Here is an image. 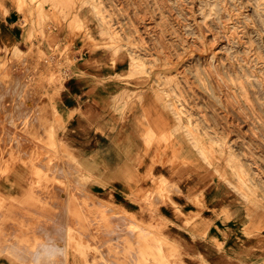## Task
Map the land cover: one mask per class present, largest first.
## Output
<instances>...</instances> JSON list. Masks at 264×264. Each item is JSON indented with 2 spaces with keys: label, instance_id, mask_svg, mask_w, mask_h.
Masks as SVG:
<instances>
[{
  "label": "rangeland",
  "instance_id": "1",
  "mask_svg": "<svg viewBox=\"0 0 264 264\" xmlns=\"http://www.w3.org/2000/svg\"><path fill=\"white\" fill-rule=\"evenodd\" d=\"M17 3L26 20L33 10L41 36L46 34L44 26L49 31L53 25L58 32L40 52L36 71L29 78L28 74L19 73L20 92L16 97L21 101L34 96L47 97L45 87L50 83L61 88L63 77L59 68L72 63L69 60L72 41L81 44V52L87 57L82 64L89 62L94 69L100 65L95 52L106 53L111 69L108 79H118L123 85L113 96L122 102L118 111L127 113L135 104L142 103L141 114L148 116L147 141L152 165L149 184L141 187V193L149 209L155 207L157 198L162 202L170 200L175 189L173 181L179 184L192 180L200 193L204 192L200 186L225 183L243 196L250 213H257L260 225H264V0H17ZM47 5L49 8L45 10ZM59 37H68L63 48L59 46ZM117 62L125 64L123 73L113 71ZM2 67L0 83H7L11 69ZM84 69L81 67L76 75L84 74ZM22 83L26 85L22 87ZM3 95L5 89L1 88L0 130L5 127L2 115L14 114L1 105ZM42 126L37 125L36 135L31 133L37 146H32L35 150L31 160L37 162L38 156H44L42 160L48 159L49 167L54 147ZM21 129L18 127V135L10 139L9 147L6 143L2 146L7 139L0 137V175L8 172L10 166L28 161L24 149L30 134ZM22 135L25 138L20 139ZM37 150L43 151V156L39 151L36 155ZM163 158L168 160L164 166L169 172H175L160 180L156 188L157 176L152 166L155 167L156 161L163 162ZM49 170L29 173L35 183L45 182L49 186L46 189H51L50 184L56 181L52 182L50 174L54 171ZM10 202L0 201V216L10 205L7 208L13 209L6 213L22 211L14 212V222L9 219L11 224L16 222V227L27 230L38 224V228L32 227L34 233L39 231L34 235L36 238L31 237L37 243L48 240L40 232L41 227H51L50 241L59 242L61 228H57L62 225L56 213L60 214V202L39 200L27 202L26 206V202L12 201L14 207ZM82 204L88 209V202ZM103 204L99 205V216L94 221L91 217V223L90 217H85L84 223L87 226L98 222L100 241L107 243L112 240L106 232L110 225L109 206ZM37 212L41 213L38 218L47 223L43 220L44 224H39L36 216L35 221L30 218ZM20 213L24 217L27 213L26 217ZM28 216L32 222L27 221ZM148 227V242L161 240L151 229L150 219Z\"/></svg>",
  "mask_w": 264,
  "mask_h": 264
},
{
  "label": "crops",
  "instance_id": "2",
  "mask_svg": "<svg viewBox=\"0 0 264 264\" xmlns=\"http://www.w3.org/2000/svg\"><path fill=\"white\" fill-rule=\"evenodd\" d=\"M48 8V5L44 7L45 10ZM52 27L54 28L53 25ZM53 28L48 31L44 26L46 34L41 36L36 28L33 10L26 20L17 0H0V66L11 69L10 80L7 83H0V89H5L1 105L6 107L4 110L14 113L7 112L2 115L5 127L0 130V137L8 138L6 143L9 147L10 139L16 134L11 126L18 121L21 131L30 134L27 135L29 143L25 149L28 150V161L10 166L9 171L0 176V201L8 199L36 202L44 200L45 196L46 200L48 198L52 203V201L59 202L58 199L64 198L65 194L69 193L65 196L66 201L64 199L63 204L60 201L62 209L59 212L64 213L63 216L62 213L59 215L62 225L59 242L50 241L51 227L41 228L40 232H44L48 240L37 243L26 237L28 234L34 237L30 233L31 230L35 234L34 228L29 227V230L26 229L28 233H25V230L23 232L20 230L25 227H18L19 231L16 225H5L10 223L7 221L10 219L8 213L0 216L4 217L0 227V264H30V261L32 264H110V262L111 264H264V225H260L257 213H250L249 208L244 204L243 196L230 189L228 184L213 183L209 186H200L204 187V192L200 193V189H197L192 180H185L179 184L173 181L175 189L170 193V200L162 202L157 198L152 209H149L147 202L143 201L141 187L149 184L148 173L152 165L147 141L148 116L141 114L142 103L135 104L127 113L118 111L122 102L113 99V96L122 90L123 85L118 79H108L111 69H109V56L106 53L95 52L94 55H97L100 65L94 69L89 66V62L82 64L81 61L86 60L87 57L81 52V44L72 41L69 48L71 57L69 60L72 63L71 65L64 63L65 65L59 68L63 77L62 87L58 88L50 83L45 87L48 96L43 98L34 96L21 101L18 96L16 97L20 92L19 73H26L29 78L36 71L40 52L46 49L51 36H56L58 32ZM59 38V46L63 48L68 43V37ZM81 67L85 68V73L76 75ZM124 68V63L117 62L113 71L123 73ZM66 70L71 72L69 76ZM24 85L26 84L22 83V87ZM39 88L43 89L42 86ZM24 120L27 124L22 123ZM39 123L47 131V136L51 137L54 147L52 156L56 155V158L53 157L51 168L48 167V163L42 161L37 163L42 162L45 165L40 166L44 167H40L36 162L31 164V149L35 146L33 139ZM26 126L27 128H24ZM21 137L25 138V135ZM2 146L5 147L4 142ZM167 162L168 160L163 158V162L156 161L155 167L152 166V172L157 176L156 188L159 187L160 180L175 172H169L164 166ZM31 166L33 170L46 167L54 171L55 175L51 173L50 178L58 182L53 183L51 189H56L57 195L51 189H46L50 190L49 192L44 190L45 194L47 193L44 196L39 187L38 189L41 190L33 191V186L39 184L35 183V179L29 173L32 171ZM57 168L60 171L58 173L55 172ZM62 170L66 172L63 174ZM40 184L46 185V183ZM69 187L73 188L71 192ZM31 191L35 192V195ZM77 192L81 193V196L75 195ZM50 196L52 198L56 196L58 201L55 198L52 200ZM84 202L92 206L93 210H89L91 206L88 208L89 214L85 212L87 209L81 207V203ZM94 203L97 204L96 207ZM100 203H107L109 206L108 232L109 235L113 234L112 240L107 243L100 241L97 225L94 227L95 224L93 226L83 224L85 217L99 216ZM9 214L14 218V212ZM67 216L75 218V226L73 222L70 223L73 218L70 217L69 220ZM149 219L151 229H154L156 236L161 239L154 243L148 242ZM3 224L11 227H5ZM132 227L135 229L132 230ZM19 236L22 240L24 238V242ZM12 237H16L14 240H17V244L19 242L22 244L17 245ZM8 238L10 240L12 238L11 242L13 246H17L16 248L8 245L11 244ZM18 246H25L24 250L28 246L30 254L32 251L33 253L31 256L28 255V258L26 252L29 254V251L19 249L21 247ZM44 249L46 253L42 251ZM130 257L132 261H129Z\"/></svg>",
  "mask_w": 264,
  "mask_h": 264
},
{
  "label": "bare ground",
  "instance_id": "3",
  "mask_svg": "<svg viewBox=\"0 0 264 264\" xmlns=\"http://www.w3.org/2000/svg\"><path fill=\"white\" fill-rule=\"evenodd\" d=\"M15 28H16V27H15ZM115 34H116V33H115ZM184 49H185V48H184ZM179 50H180V49H179ZM181 50H183V49L181 48ZM177 51H178V50H177ZM184 51H185V50H184ZM184 51H183V52H184ZM177 55H178V54H177ZM179 56H180V55H179ZM133 59H134V58H133ZM190 70H192V69H190ZM194 70H195V69H194ZM198 70H199V69H198ZM191 72H192V71H191ZM197 74H198V73H197ZM174 107H175V106H174ZM174 109H175V108H174ZM15 121H16V120L14 119V122H15ZM7 122H8V120H7ZM19 122H20V121L17 122L18 124H15V123H14L12 126L9 125V128H10V126L12 127V130H13L14 134L16 133L18 127L20 126V125H19ZM22 123L25 124L26 121L24 120ZM11 124H12V123H11ZM23 124H22V125H23ZM4 125H5V124H4ZM7 128H8V127H7ZM7 128H5V129H7ZM10 129H11V128H10ZM10 129H9V130H10ZM28 129H29V128H28ZM4 132H5V131H4ZM7 133H8V132H7ZM7 133H6V134H7ZM11 133H12V132H11ZM2 134H3V133H2ZM14 134H13V136H14ZM3 135H4V134H3ZM17 135H18V134H17ZM17 135L15 134V136H17ZM9 136H10V135H9ZM16 138H17V137H16ZM21 138H22V137H20V139H21ZM5 139H8V138H4V139L2 138V140H5ZM12 139H13V138H12ZM17 139H18V138H17ZM2 140H1V142H2ZM18 140H19V139H18ZM18 140H17V141H18ZM22 140H23V139H22ZM27 140H28V139H27ZM33 140H34V139H33ZM6 141H7V140H6ZM6 141H4V143H6ZM23 141H24V140H23ZM40 141H41V140H40ZM13 143H14V141H13ZM21 143H22V142H21ZM26 143H27V142H26ZM6 144H7V143H6ZM23 144H24V143H23ZM26 145H27V144H26ZM30 145L32 146L31 143H30ZM23 146H24V145H23ZM23 146L20 147V148H23V149H24ZM1 147H2V146H1ZM15 147H16V146H15ZM27 147H28V145H27ZM33 147H34V146H33ZM35 147H37V146H35ZM157 147H158V146H157ZM0 149H1V148H0ZM17 149H18V148H17ZM25 149H26V146H25ZM25 149H24V150H25ZM28 149H29V148H28ZM37 149H39V147H38ZM40 149H41V148H40ZM40 149H39V150H40ZM24 150H22L23 153H24ZM39 150L36 151L37 153L35 152L36 155L38 154V151H39ZM143 150H144V149H143ZM19 151H20V150H19ZM19 151H18V153H19ZM29 151H30V149H29ZM31 151H32V149H31ZM15 152H16V151H15ZM15 152H13V153H15ZM22 152H21V153H22ZM25 152H26V150H25ZM27 152H28V150H27ZM32 152H33V151H32ZM39 152H40V151H39ZM21 153H20V154H21ZM23 153L21 154V157H22V158H24L23 156H25ZM29 153H30V152H29ZM54 153H55V152H54ZM25 154H27V153H25ZM40 154L42 155V154H43V151H41ZM50 154H51V153H50ZM56 154H57V153H56ZM155 154H156V152H155ZM155 154H154V155H155ZM27 155H28V154H27ZM36 155H35V156H36ZM48 155H49V154H48ZM48 155H47V156H48ZM16 156H18V155L16 154ZM32 156H33V155H32ZM42 156H43V155H42ZM51 156H52V154H51ZM55 156H56V155H54L53 157H55ZM155 156H156V155H155ZM38 157H39V156H38ZM38 157H37V159H38V160L40 159L39 161H43L42 158H43V159L46 158V157H44V156H43V157L40 156L41 158H40V157L38 158ZM33 158H34V157H33ZM55 158H56V157H55ZM34 159H35V158H34ZM26 160H27V159H26ZM32 160H33V159H32ZM32 160H31V161H32ZM38 160H37V161H38ZM47 160H48V159H47ZM53 160H54V159H53ZM151 160H152V159H151ZM29 161H30V160H29ZM33 161H34V160H33ZM35 161H36V160H35ZM35 161H34V162H35ZM39 161H38V162H39ZM44 161H45V160H44ZM44 161H43V162H44ZM155 161H156V160H155ZM25 162H26V161H25ZM45 162L47 163V161H45ZM45 162H44V163H45ZM36 163H37V162H36ZM36 163H35V164H36ZM55 163H56V162H54V164H55ZM31 164H33V162H32ZM37 164H38L39 166H40V165H45V164H43L42 162H41V164H40V163H37ZM38 165H36V167H37ZM51 165H52V164H51ZM59 165L61 166V164H59ZM59 165H58V167H59ZM27 166H28V165H27ZM46 166H47V165H46ZM62 166H63V165H62ZM31 167H32V166H31ZM40 167H44V166H40ZM40 167H39V168H40ZM1 168H3V167H1ZM50 168H51V166H50ZM60 168L62 169V167H60ZM34 169H35V167H34ZM40 169H41V168H40ZM45 169H47V168L45 167ZM52 169H53V167H52ZM65 169H66V168H65ZM68 169H69V170H70V169L73 170L72 168H68ZM30 170H31V169H30ZM32 170H33V167H32ZM46 171H47V170H46ZM49 171H51V170H49ZM52 171H53V170H52ZM56 171L60 172L58 168L56 169ZM67 171H68V170H67ZM29 172H30V171H29ZM64 172H66V171H63V170H62V173H63V174H64ZM145 172H147V171H145ZM31 173H33V172H31ZM42 173H43V172H42ZM44 173H46V172H44ZM62 173H59V174H62ZM21 174H22V177H23V173H22V172H21ZM47 174H48V173H47ZM53 174H54V172H53ZM63 174H62V175H63ZM33 175H34V174H33ZM54 175H55V174H54ZM67 175H68V173H67ZM143 175H144V174H143ZM0 176H1V175H0ZM46 176L48 177L49 175H46ZM19 177H20V174H19ZM54 177H56V176H54ZM143 177H144V176H143ZM31 178H32V177H31ZM44 178H45V177H44ZM56 178H57V177H56ZM40 180H41V179H40ZM42 180H43V178H42ZM49 180H50V179H49ZM44 181H47V180H44ZM39 182H40V181H39ZM52 182H54V181L52 180ZM151 182H152V180H151ZM42 183H43V182H42ZM44 183H45V182H44ZM55 183H56V182H55ZM69 183H70V182H69ZM33 184H35V183H33ZM70 184H71V183H70ZM50 185H52V184H50ZM57 185H58V184H57ZM59 185H60V184H59ZM66 185H68V184H66ZM36 186H37V185H36ZM36 186H33V187H34V188H33L34 190L32 189L33 191H35V190H41V189H42L41 191L44 192V190H46V187L49 188L48 185H47V186L45 185V186H46V187H45V186H43V185L40 184V183H39V186H37V187H36ZM61 186H63V184H62ZM68 186H70V185H68ZM68 186H64V187L67 188ZM71 186H72V185H71ZM38 187L41 188V189H38ZM54 187H56V186H54ZM58 187H59V186H57V189L59 190L60 188H58ZM64 187H63V188H64ZM73 187H74V186H73ZM51 188H52V187H51ZM69 188H70V187H69ZM71 188H72V187H71ZM71 188L69 189V191L71 190ZM28 189H29V188H28ZM72 189H73V188H72ZM51 190H54V189H51ZM62 190H63V189H62ZM79 190H81V189H79ZM27 191H28V190H27ZM27 191H26V193H28ZM33 191H31V192H32V194L34 193V195H35V192H37V191H35V192H33ZM46 191H47V190H46ZM49 191H50V190H49ZM49 191H47V192H49ZM55 191H57V190L55 189V190L52 191V192L55 194ZM59 191H60V190H59ZM64 191H65V193H67L66 190H63V192H64ZM69 191H68V192H69ZM72 191H74V190H72ZM75 191H76V190H75ZM77 191H78V190H77ZM43 192H42V194H43V196H44L45 192H44V193H43ZM52 192H50L51 194H50V193H49V194L52 195ZM70 192H71V191H70ZM81 192H83V191H81ZM136 192H137V191H136ZM73 193H74V192H73ZM77 193H78V192H77ZM77 193H76L75 195H79V194H80V196H81V193H78V194H77ZM30 194H31V193H30ZM30 194H29V195H30ZM42 194H41V195H42ZM46 194H47V193H46ZM46 194H45V195H46ZM57 194H58V192H57ZM57 194H55V195H57ZM62 194H63V193H62ZM68 194H69V193H68ZM68 194H67V195H68ZM86 194H87V193H86ZM86 194H85V195H86ZM34 195H33V196H34ZM38 195H39V194H38ZM41 195H40V196H41ZM67 195L65 194V196H67ZM87 195H88V194H87ZM126 195H127V194H126ZM134 195H136V194H134ZM30 196H31V195H30ZM30 196H29V197H30ZM36 196H37V194H36ZM43 196H42V197H43ZM65 196H64V198L62 197L63 199L60 198V197L58 196V197L61 199V200H60V199H58V200H59V202L61 201L62 204L64 203ZM24 197H25V199H26V194L24 195ZM31 197H32V196H31ZM37 197H38V196H37ZM42 197H41V198H42ZM50 197H51V196H50ZM55 197H56V196H54V198H55ZM84 197H86V196H84ZM122 197H123V196H122ZM143 197H144V196H143ZM4 198H5V197H4ZM22 198H23V197H22ZM34 198H36V197H34ZM38 198H39V197H38ZM41 198H40V199H41ZM44 198H45L44 200H46V197H45V196H44ZM51 198H52V197H51ZM54 198H52V200H53ZM120 198H121V197H120ZM20 199H21V198H20ZM55 199L57 200V198H55ZM73 199H74V198H73ZM78 199H79V196H78ZM121 199H122V198H121ZM130 199H131V198H130ZM7 200H8V199H7ZM7 200H6V201H7ZM44 200L42 199L41 201L43 202ZM58 200H57V201H58ZM62 200H63V201H62ZM79 200H80V199H79ZM79 200H78V201H79ZM87 200H89V199H87ZM1 201H3V200H1ZM8 201H9V200H8ZM18 201H20V200H18ZM23 201H24V200H23ZM46 201L49 202V199L47 198ZM65 201H66V199H65ZM94 201L96 202V199H95ZM97 201H98V199H97ZM136 201H137V200H136ZM3 202H4V201H3ZM29 202H31V201L29 200ZM48 202H47V203H48ZM50 202H51V201H50ZM52 202H53V201H52ZM98 202H99V201H98ZM124 202H125V201H124ZM7 203H8V202H7ZM10 203H11V205H13V202H12V201H11ZM10 203H9V204H10ZM16 203H17V202H16ZM20 203H21V201H20ZM61 203H60V204H61ZM14 204H15V203H14ZM26 204H27V202L25 203V205H26ZM32 204H33V203H32ZM41 204H42V203H41ZM43 204H44V203H43ZM94 204H96V203H94ZM102 204H103V203H102ZM1 205H2V204H1ZM1 205H0V206H1ZM15 205H16V204H15ZM22 205H24V204H22ZM44 205H45V204H44ZM76 205H77V204H76ZM103 205H104V204H103ZM3 206L5 207L6 205L3 204ZM7 206H10V205H7ZM7 206L5 207V208H6V209H5L6 211L9 210V207L7 208ZM26 206H27V205H26ZM34 206H35V205H34ZM36 206H37V205H36ZM41 206H42V205H41ZM49 206H50V204H49ZM49 206H48V207H49ZM62 206H63V205H62ZM81 206H84V204L81 203ZM96 206H97V204L95 205V207H96ZM100 206H101V205H100ZM100 206L98 205V207H100ZM139 206H140V202H139ZM13 207H14V205H13ZM16 207L18 208L17 205H16ZM21 207H22V206H21ZM21 207H20V208H21ZM45 207H46V206H45ZM63 207H65V206H63ZM84 207L86 208L87 206H84ZM89 207H90V206H89ZM89 207H88V208H89ZM101 207H102V206H101ZM141 207H142V206H141ZM10 208H11V207H10ZM49 208H50V207H49ZM65 208H66V207H65ZM107 208H108V207H107ZM12 209H13V208H12ZM12 209H10L9 211H11ZM14 209H15V208H14ZM23 209H24V208H23ZM59 209H62V208L59 207ZM82 209H84V208H82ZM91 209H92V206H91V208H90L89 210L91 211ZM34 210H35V209H34ZM37 210H38V209H37ZM41 210H42V209H41ZM46 210H47V209H46ZM85 210H86V209H85ZM85 210H84V211H85ZM92 210H93V209H92ZM104 210H106V209H104ZM108 210H109V208H108ZM108 210H107V211H108ZM6 211H2V212H4L3 215L6 213ZM9 211L7 212V213H8V216H9L10 219H13V222H14V218H12V215L9 214ZM16 211H17V210H16ZM19 211H21V210H19ZM19 211H18V213H19ZM25 211H26V209H25ZM31 211H32V209H31ZM35 211H36V210H35ZM48 211H49V210H48ZM51 211H52V210H51ZM82 211H83V210H82ZM87 211H88V209H87ZM87 211H85V212H86L87 214H89V211H88V212H87ZM2 212H1V215H2ZM12 212H15V211L13 210ZM21 212H22V211H21ZM40 212H41V211H40ZM40 212L35 213V215H31L32 217H30V218H32L33 221H35L36 218L40 220L41 218H38V216H37L38 214L41 215ZM85 212H83V214H84ZM110 212H111V209H110ZM114 212H115V211H114ZM7 213H6V214H7ZM15 213L18 214L17 212H15ZM28 213H29V211H28ZM32 213L34 214L33 211H32ZM43 213H44V212H43ZM61 213H62V211H61ZM61 213H60V214H61ZM63 213H64V212H63ZM63 213H62V216H63ZM79 213H80V212H79ZM86 213H85V214H86ZM92 213H93V212H92ZM96 213H97V212H96ZM16 214H15V215H16ZM20 214H22V213H20ZM26 214H27V213H26ZM26 214H25V217H26ZM46 214H47V213H46ZM52 214H53V216H54L55 212H53ZM60 214L56 213V215H60ZM87 214H86V215H87ZM97 214H98V213H97ZM102 214H103V213H102ZM15 215H13V216H15ZM22 215H23V214H22ZM29 215H30V213H29ZM56 215H55V217H56ZM95 215H96V214H94V216H95ZM10 216H11V217H10ZM34 216H36L35 220L33 219ZM42 216H44V215H42ZM71 216H72V215H71ZM71 216H67L68 219H69ZM88 216H89V215H88ZM91 216H92V215H91ZM97 216H98V215H97ZM19 217H20V216H19ZM21 217H24V215L21 216ZM25 217H24V218H25ZM39 217H41V216H39ZM84 217H85V215H84ZM2 218H4V217H2ZM24 218H23V220L25 221ZM44 218H45V216H44ZM56 218H57V217H56ZM62 218H63V217H62ZM72 218H74V217H71V219H72ZM87 218H88V217H87ZM113 218H114V217H113ZM15 219H16V218H15ZM27 219H28V220H27L28 222H32V221L29 220V216L27 217ZM57 219H58V218H57ZM59 219H60V217H59ZM74 219H75V218H74ZM74 219H72V221H70V223L73 222ZM125 219H126V218H125ZM16 220H17V223H19V222H18V220H19L18 217H17ZM43 220H44V221H43ZM69 220H70V219H69ZM69 220H68V221H69ZM90 220H92L91 217H90V219H89L88 222H90ZM98 220H99V219H98ZM7 221H9V220H7ZM21 221H22V220H21ZM21 221H20V222H21ZM27 221H26V222H27ZM37 221H38V220H37ZM41 221L46 222V220L42 218V220L39 221V224H42V225H43L44 223H41ZM55 221H56V220H55ZM64 221H65V220H64ZM66 221H67V220H66ZM86 221H87V220H86ZM93 221H94V217H93ZM93 221H92V222H93ZM124 221H125V220H124ZM51 222H52V221H50V224L53 223V222H52V223H51ZM61 222H62V221H61ZM95 222H97V221H95ZM117 222H119V221H117ZM22 223H23V222H22ZM46 223H47V222H46ZM57 223H58V222H57ZM65 223H66V222H65ZM65 223H64V224H65ZM76 223H77V222H76ZM78 223H79V222H78ZM90 223H91V222H90ZM8 224H11V223L8 222V223L5 224V225H8ZM15 224H16V222H15ZM15 224L12 223V225H15ZM32 224H34V222H33ZM54 224H55V223H54ZM54 224H52V225H54ZM83 224H84V222H83ZM94 224H95V223H94ZM3 225H4V224H3ZM5 225H4V226H5ZM16 225H18V224H16ZM34 225H35V227L38 226V224H36V223H35ZM34 225H33V226H34ZM42 225H41V226H42ZM47 225H48V224H47ZM47 225H46V226H47ZM84 225H85V224H84ZM90 225H91V224H90ZM90 225H89V226H90ZM96 225L98 226V222H97ZM96 225H94V227H95ZM115 225H116V224H115ZM23 226H25V225H23ZM29 226H30V225L27 224V227H29ZM33 226H32V227H33ZM54 226H55V225H54ZM54 226H53V227H54ZM56 226L58 227V225H56ZM56 226H55V227H56ZM60 226H61V225H60ZM91 226H93V224H92ZM100 226H101V225H100ZM117 226H118V225H117ZM0 227H1V226H0ZM5 227L10 228L11 226H5ZM13 227H14L13 230H14V232H15V226H13ZM18 227L21 228V226H18ZM18 227H17V229H18ZM32 227H30V228H32ZM43 227H44V226H43ZM55 227H54V228H55ZM84 227H85V226H84ZM22 228H23V227H22ZM37 228H38V227H37ZM41 228H42V227H41ZM45 228L47 229L48 227H45ZM59 228H61V227H58L57 229H59ZM91 228H92V227H91ZM1 229H2V228H1ZM17 229H16V230H17ZM93 229H94V228H93ZM95 229H96V228H95ZM106 229H107V228H106ZM106 229H105V230H106ZM13 230H12V231H13ZM18 230H19V229H18ZM20 230H22V232H23V230H25V231H24L25 233L27 232V231H26V228H25V229L23 228V229H20ZM20 230H19V231H20ZM108 230H109V229H107L106 232H107ZM12 231H11V232H12ZM32 231H33V230H32ZM91 231H92V230H90V232H91ZM139 231H140V230H139ZM4 232H5V231H4ZM6 232H7V231H6ZM11 232H8V233L11 234ZM16 232H17V234H18V231H16ZM22 232H20V234H23ZM36 232H37V231H36ZM38 232H39V231H38ZM38 232H37V233H38ZM87 232H88V230H87ZM94 232H96V231H94ZM110 232H111V230H110ZM134 232H135V231H134ZM134 232H133V233H134ZM12 233H13V232H12ZM25 233H24V234H25ZM27 233H28V232H27ZM30 233H32L33 236L37 234V233L33 234V232H31V230H30ZM107 233H108V232H107ZM127 233H128V232H127ZM139 233L142 234V232H138V234H139ZM91 234H92V233H91ZM91 234H90V235H91ZM108 234H109V233H108ZM112 234H113V233H112ZM112 234H111V235H112ZM138 234H137V236H138ZM0 235H1V234H0ZM111 235H110V236H111ZM125 235H126V234H125ZM132 235H133V234H132ZM155 235H156V234H155ZM15 236H16V235H15ZM21 236H22V235H21ZM36 236H37V235H36ZM36 236H34V237L36 238ZM92 236H93V234H92ZM137 236H136V237H137ZM17 237H18V236H17ZM26 237H30V238H31L32 236H30V235L28 234ZM106 237H107V235H106ZM139 237H140V235H139ZM6 238H7V236H6ZM12 238H13V237H12ZM12 238H11V240H12ZM19 238H20V236H19ZM113 238H114V236H113ZM125 238H126V237H125ZM128 238H129V237H128ZM130 238H132V237H130ZM14 239H16V237L13 238V241L16 243L17 240L15 241ZM17 239H18V238H17ZM20 239L22 240V238H20ZM27 239H28V238H27ZM135 239H136V238H135ZM135 239L133 238V240H135ZM137 239H138V237H137ZM9 240H10V239L8 238V241H9ZM11 240H10V242H11ZM21 240H20V241H21ZM23 240H24V238H23ZM23 240H22V241H23ZM31 240H33V239H31ZM31 240H30V242H31ZM34 240H35V239H34ZM23 242H24V241H23ZM7 243H8V242H7ZM15 243H14V244H15ZM19 243H21V242H19ZM19 243H18V244L16 243V244H17V245H20ZM21 244H22V243H21ZM165 244H166V242H165ZM168 244H170V243H168ZM5 245H7V244H5ZM8 245H9V246L11 245V247L13 246L12 242H11V244L8 243ZM15 246H16V245H15ZM15 246H13V247L16 248L17 246H16V247H15ZM21 246H22V245H21ZM21 246H18V247H21ZM172 246H173V245H172ZM7 247H8V246H7ZM23 247H25V246H23ZM23 247H21V248H19V249H23ZM26 247H27V249H25V250L23 249L24 251H27V250H28V246H26ZM110 247H111V246H110ZM29 248H30V247H29ZM32 248H33V247H32ZM2 249H3V248H2ZM5 249H8V248H5ZM10 249H11V248H10ZM41 249H43V248H41ZM46 249H47V248H46ZM171 249H172V247H171ZM173 249H174V248H173ZM11 250H12V249H11ZM17 250H18V248H17ZM23 250H22V251H23ZM33 250H34V249H33ZM84 250H85V248H84ZM12 251H13V250H12ZM12 251H11V252H12ZM18 251H19V250H18ZM28 251H29V254H27L28 252H26V255H27V256H28V255L31 256V254L33 253V251H32L31 254H30V250H28ZM35 251H37V249H36ZM42 251H45V249L42 250ZM85 251H86V250H85ZM47 252H48V251H47ZM167 252H168V251H167ZM4 253H6V252H4ZM44 253H46V251H45ZM34 254H35V253H34ZM134 254H135V253H134ZM134 254H133V255H134ZM35 255H37V254H35ZM35 255H34V256H35ZM72 255H73V254H72ZM158 255H159V254H158ZM161 255H162V254H161ZM29 256H28V258H29ZM37 256H38V255H37ZM37 256L35 257L36 260H37V258H38ZM39 256H40V255H39ZM135 256H136V255H135ZM135 256H134V258H135ZM168 256L170 257V255H168ZM5 257H6V256H5ZM8 257H9V256H8ZM21 257H22V256H21ZM137 257H138V256H137ZM12 258H13V257H12ZM14 258H15V257H14ZM28 258H27V259H28ZM30 258H31V257H30ZM35 258H34V259H35ZM125 258H126V256H125ZM8 259H9V258H8ZM10 259H11V256H10ZM19 259H20V258H19ZM21 259H22V258H21ZM27 259H24V260L27 261ZM41 259H42V257H41ZM45 259H46V258H45ZM108 259H109V258H108ZM130 259H131V260H129V261H132V258H131V257H130ZM135 259H136V258H135ZM14 260H15V259H14ZM32 260H33V258H32ZM43 260H44V259H43ZM43 260H42V261H43ZM136 260H137V259H136ZM161 260H162V259H161ZM19 261H20V260H19ZM21 261H22V260H21ZM21 261H20V262H21ZM26 261H24V263H26ZM28 261H29V260H28ZM39 261H41V260H40V257H39ZM39 261H38V262H39ZM124 261L126 262L125 259H124ZM256 261H257V260H256ZM16 262H17V261H16ZM22 262H23V261H22ZM31 262H32V261H30L29 263L32 264ZM36 262H37V261H36ZM91 262H92V261H91ZM161 262H163V261H161ZM17 263H19V262H17ZM33 263H34V262H33ZM40 263H41V262H40ZM115 263H116V262H115ZM26 264H27V263H26ZM37 264H38V263H37ZM110 264H111V262H110ZM117 264H118V263H117ZM122 264H124V263H122ZM164 264H165V263H164ZM173 264H174V263H173Z\"/></svg>",
  "mask_w": 264,
  "mask_h": 264
},
{
  "label": "built area",
  "instance_id": "4",
  "mask_svg": "<svg viewBox=\"0 0 264 264\" xmlns=\"http://www.w3.org/2000/svg\"><path fill=\"white\" fill-rule=\"evenodd\" d=\"M66 74H67V75L70 74V71L66 70Z\"/></svg>",
  "mask_w": 264,
  "mask_h": 264
}]
</instances>
